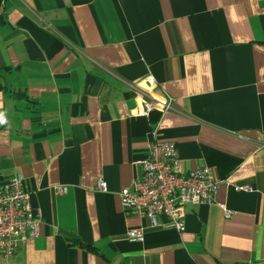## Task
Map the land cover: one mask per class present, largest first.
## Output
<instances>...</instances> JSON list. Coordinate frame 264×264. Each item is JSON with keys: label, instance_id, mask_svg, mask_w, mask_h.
I'll use <instances>...</instances> for the list:
<instances>
[{"label": "crops", "instance_id": "1", "mask_svg": "<svg viewBox=\"0 0 264 264\" xmlns=\"http://www.w3.org/2000/svg\"><path fill=\"white\" fill-rule=\"evenodd\" d=\"M152 131L222 180L182 231L120 204ZM15 175L40 232L0 264H264V0H0V182Z\"/></svg>", "mask_w": 264, "mask_h": 264}, {"label": "built area", "instance_id": "2", "mask_svg": "<svg viewBox=\"0 0 264 264\" xmlns=\"http://www.w3.org/2000/svg\"><path fill=\"white\" fill-rule=\"evenodd\" d=\"M162 112L172 109L173 99L165 95L163 102L151 100ZM146 102V109L152 107ZM144 158L135 162L141 168L131 188H122L119 200L122 209L149 220L151 227L168 226L178 231L184 229L183 207L190 204L213 202L222 180L217 179L208 166L196 167L182 172L175 159V142L161 140L151 132ZM96 190L106 191L107 184L102 177L96 181ZM249 186H240L249 189ZM57 193L65 187L56 186ZM223 206V205H222ZM225 215H229L227 209ZM167 218L165 224L159 217ZM40 232L38 216L31 209L29 193L23 186V177L15 175L0 182V260H11L19 246ZM126 236L130 241H141L144 229L141 226L129 228Z\"/></svg>", "mask_w": 264, "mask_h": 264}]
</instances>
